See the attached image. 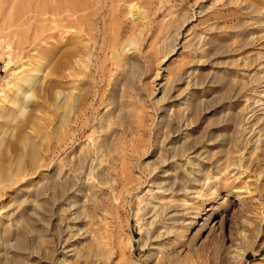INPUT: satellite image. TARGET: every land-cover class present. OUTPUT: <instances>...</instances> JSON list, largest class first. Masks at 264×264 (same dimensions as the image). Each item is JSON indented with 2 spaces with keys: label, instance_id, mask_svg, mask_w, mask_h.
I'll return each mask as SVG.
<instances>
[{
  "label": "rangeland",
  "instance_id": "obj_1",
  "mask_svg": "<svg viewBox=\"0 0 264 264\" xmlns=\"http://www.w3.org/2000/svg\"><path fill=\"white\" fill-rule=\"evenodd\" d=\"M0 169L9 264H264V0H0Z\"/></svg>",
  "mask_w": 264,
  "mask_h": 264
},
{
  "label": "bare ground",
  "instance_id": "obj_2",
  "mask_svg": "<svg viewBox=\"0 0 264 264\" xmlns=\"http://www.w3.org/2000/svg\"><path fill=\"white\" fill-rule=\"evenodd\" d=\"M0 171H1V169H0ZM208 216H209V214L205 216L204 221H206L208 219ZM10 246H11L10 243L5 239V257H4V255L0 254V264L4 261V259H5V264H9V255H10L9 252L12 251ZM22 246H23V241L20 239L17 241L14 248L17 250H20L21 248H23ZM2 249H3V246H2Z\"/></svg>",
  "mask_w": 264,
  "mask_h": 264
}]
</instances>
